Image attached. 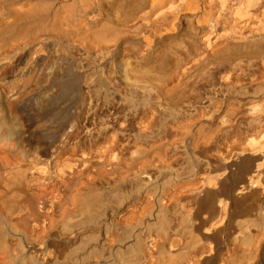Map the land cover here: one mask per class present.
<instances>
[{"label":"bare ground","instance_id":"6f19581e","mask_svg":"<svg viewBox=\"0 0 264 264\" xmlns=\"http://www.w3.org/2000/svg\"><path fill=\"white\" fill-rule=\"evenodd\" d=\"M264 264V0H0V264Z\"/></svg>","mask_w":264,"mask_h":264},{"label":"rangeland","instance_id":"374dc122","mask_svg":"<svg viewBox=\"0 0 264 264\" xmlns=\"http://www.w3.org/2000/svg\"><path fill=\"white\" fill-rule=\"evenodd\" d=\"M226 259L230 260V264H233V257H229L227 255H225Z\"/></svg>","mask_w":264,"mask_h":264}]
</instances>
